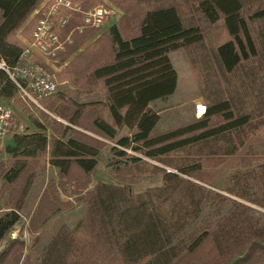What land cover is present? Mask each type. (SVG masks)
Returning a JSON list of instances; mask_svg holds the SVG:
<instances>
[{"label": "trees", "instance_id": "trees-1", "mask_svg": "<svg viewBox=\"0 0 264 264\" xmlns=\"http://www.w3.org/2000/svg\"><path fill=\"white\" fill-rule=\"evenodd\" d=\"M76 1L83 8L97 4ZM108 1L122 11L121 18L84 49L97 30L72 32V44L58 54L61 63L75 55L62 73L73 77L72 86L82 94L98 99L84 105L63 96L44 101L67 125L39 110L46 124L13 137L6 149L29 161L12 168L0 163V243L20 222L32 171L47 149L60 177L74 180L79 193L87 188L101 143L74 127L114 144L115 163H123L115 177L123 186L100 183L79 196L85 205L80 228L73 233L61 226L38 259L24 256V242L13 239L0 252V264H264V214L255 215L253 208L264 211V0ZM39 3L0 0V60L9 67L17 65L23 47L14 34ZM35 20L24 30L31 31ZM219 21L222 41L208 32ZM77 24L71 22L62 38ZM180 49L197 75L205 111L156 133L160 117L152 104L174 94L177 77L168 55ZM16 96L0 70V101ZM234 163L222 187L209 184V171ZM141 175H160L162 184L132 195L129 187ZM49 198L43 193L28 232L38 233L59 209ZM206 205L215 208L214 217L187 232Z\"/></svg>", "mask_w": 264, "mask_h": 264}, {"label": "rangeland", "instance_id": "rangeland-1", "mask_svg": "<svg viewBox=\"0 0 264 264\" xmlns=\"http://www.w3.org/2000/svg\"><path fill=\"white\" fill-rule=\"evenodd\" d=\"M96 1L97 4L95 6H102L108 15H105L103 20V28L101 27L90 41L82 46V49L96 40L111 25L115 24L123 14L121 10L108 0ZM39 2L41 4L43 0H39ZM208 32L210 38H216L219 41L224 40V33L220 21L216 25L211 26ZM74 56L68 58L66 62L63 63L58 60V64L55 65L57 66L55 69L57 94L54 97L45 100V102H52L59 96H63L65 102L70 101L81 105L98 99L99 96L97 94H82L81 90L72 86L73 77L69 75L68 78L66 74L62 73L65 66L72 60V58H74ZM168 56L177 77L176 90L167 100L156 101L152 104V109L159 111L158 114L160 117V121L155 130L156 133L166 132L178 128L194 119L201 118L206 105L205 98L202 97L197 86V75L189 63L190 61L186 56L185 51L181 49L176 50L169 53ZM4 103L8 104L13 110V123L16 129L0 140V147L3 148V153L0 152V163H3L5 166L7 165V168H12L20 165V163L22 164L25 162L26 164L29 160L21 154L11 155L6 152L5 148L8 145L10 138L16 134H20V136L25 133L33 134L37 132V124H40V122L41 124H46V121L38 115L39 110L34 107L29 108L19 97L18 93L13 100H5ZM42 107L43 110L41 111L47 114L48 119L67 125V122L57 117L53 111H48L46 109L44 101ZM17 127H21V131L18 133ZM74 128L88 137L97 139L101 143L100 152L96 157L97 165L94 169V173L89 178L87 188L79 193L74 180L60 177L59 170L51 165L49 150L47 149V154L44 157L39 158L38 167L32 171L34 172V177L31 179V185L28 187L27 196L24 199L21 210L19 211L20 222L14 226L13 230H11V232L7 234L5 239L0 243V252L7 247L8 242L13 239H18L25 244L24 256L30 258L32 261L38 259L42 251L61 226H66L73 233L80 228L85 215V205L77 200L79 196L83 195L86 191L93 190V188L100 183L123 186V183L119 182L116 179L117 177H115V171L121 170L123 163H115L118 157L110 151V148L114 146V144L91 132L84 131L77 127ZM126 132V129L120 130L119 135L125 134ZM46 134L47 136L50 134L48 129H46ZM126 152L131 156L141 158L142 161L151 165L164 168L167 172H175L174 169L165 167L155 160H151L143 155L136 154L129 150ZM235 168L236 164L234 163L231 168L217 169L212 172L209 171V184L218 182L217 184L222 187L225 176L229 175L235 170ZM1 183L2 181H0V184ZM161 184L162 177L160 175H141L134 184L130 185L129 189L132 195H137L144 192L146 189L159 187ZM45 192H48V197H50L48 202H53L56 207H59V209L53 214H50L44 224L38 226V233H30L26 230L29 218L36 211L42 195ZM6 196H8V194H6ZM4 199L0 201V212H4ZM253 208L255 210V215L264 214L263 210L255 207ZM225 210L226 208L221 209L220 213L223 214ZM214 211V207L210 205L204 206L199 218L195 223L190 225L187 232H192L196 227L205 225L214 217ZM105 263L111 264L107 261Z\"/></svg>", "mask_w": 264, "mask_h": 264}, {"label": "built area", "instance_id": "built-area-1", "mask_svg": "<svg viewBox=\"0 0 264 264\" xmlns=\"http://www.w3.org/2000/svg\"><path fill=\"white\" fill-rule=\"evenodd\" d=\"M105 15L108 13L102 6L83 8L76 0H43L39 3L30 16L31 20L35 17L36 20L23 44L17 65L9 67L0 60V70L7 75L29 108L43 110V101L57 94L55 65L65 45L72 44V32L82 33L85 29L99 31ZM73 21L78 24L62 38L63 31ZM15 129L12 108L0 101V140ZM19 131L21 127H17V133Z\"/></svg>", "mask_w": 264, "mask_h": 264}, {"label": "crops", "instance_id": "crops-1", "mask_svg": "<svg viewBox=\"0 0 264 264\" xmlns=\"http://www.w3.org/2000/svg\"><path fill=\"white\" fill-rule=\"evenodd\" d=\"M31 21V18L29 17L28 21L25 23V25L23 27H21V29H19L15 34H14V38L19 41L22 45L24 44V42L29 38L30 36V32L31 31H27L24 30V28L26 27V25H28V23ZM29 133H25L23 135H28ZM15 136H20V134H16L13 135L12 138H10V140L8 141V145L6 146L5 150L7 149L8 146L12 145L13 143V137ZM0 152L3 153V148L0 147ZM7 152V151H6Z\"/></svg>", "mask_w": 264, "mask_h": 264}]
</instances>
